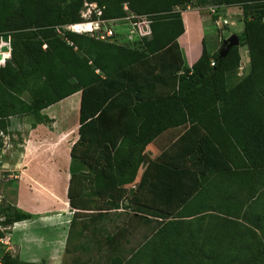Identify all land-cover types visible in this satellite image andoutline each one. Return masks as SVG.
<instances>
[{"label":"trees","instance_id":"obj_1","mask_svg":"<svg viewBox=\"0 0 264 264\" xmlns=\"http://www.w3.org/2000/svg\"><path fill=\"white\" fill-rule=\"evenodd\" d=\"M107 1L0 0V39L9 36L10 48L8 59L0 66V133L12 116L32 115L37 121L32 128L46 123L47 118L41 115L44 109L80 92L79 138L71 149L67 197L71 208L88 210L83 200L89 193L84 187L79 191L74 187H78L75 184L90 157L95 166L89 167L94 174L89 195L106 196L109 209H98L102 212L118 209L127 193L125 186L135 182L147 145L169 129H187L173 143L171 152L181 144L186 146L182 141L185 136L197 132L198 142L188 144V154L167 152L158 158L156 166H172L167 172L155 170L169 181L156 185L142 178L136 194L147 203L180 210L178 218L188 219L190 224L200 223L197 218L203 213L197 212L201 210L195 206L197 195L189 198L202 184L200 162L213 173L230 166L264 170V0H210L215 6L239 7L242 13L239 47L248 49L250 71L230 88L226 74L239 68V47L220 58L203 44L199 59L191 68L185 65L177 43L184 25L176 9L189 0ZM85 3H95L104 19H120L128 13L148 17L150 37L141 40L138 50L73 33H65L67 43L55 33V27L81 21ZM124 5L129 12L124 11ZM138 68L143 78L126 82ZM25 93L30 102L22 98ZM96 143L104 149L93 157L90 149ZM79 147L84 150L79 152ZM16 211L11 206L0 214L7 220ZM251 236L253 259L264 264V242L255 232ZM176 253L179 256L153 261L146 260L144 252L136 255L145 259V264H193L181 252ZM3 260L4 264H42L22 262L10 253H5Z\"/></svg>","mask_w":264,"mask_h":264},{"label":"rangeland","instance_id":"obj_2","mask_svg":"<svg viewBox=\"0 0 264 264\" xmlns=\"http://www.w3.org/2000/svg\"><path fill=\"white\" fill-rule=\"evenodd\" d=\"M176 11L181 15L184 13L203 20L205 45L210 53H221L223 43L231 36H240L243 31V25L240 23L242 13L239 7L215 6L210 0H189L186 6L179 7ZM134 23H141V20L134 18L118 22L115 27H118L117 33L110 43L130 49H140L143 37L134 27ZM191 32L192 27H187V34ZM189 44L187 41L185 46L190 48ZM203 44L204 42L200 40V48ZM239 46L240 44L237 47ZM238 52L239 68L228 75L229 88L244 79L250 71L247 47H240ZM3 56L5 59L8 54ZM194 58L195 54L191 51L189 61ZM129 75L126 82L133 83L141 80L144 73L138 68ZM22 98L30 102L27 93ZM65 103H70V100ZM69 110L72 109L69 108ZM75 114L77 116L76 112L74 116L72 111L68 112L69 116L64 120L66 126L75 125ZM6 122L8 125L3 130L4 133H0L2 144L0 161L12 159L15 163L13 156L19 149L21 150L24 139L28 137L29 125L37 121L29 115L8 117ZM174 138L166 135L162 142L159 141L156 144L157 149L152 150L153 154H145L148 164L142 167L132 185L125 186L127 193L119 201L116 210L99 211L98 209L102 208L109 209L106 205V196L89 195L93 184L90 179L94 177L92 169H89L90 165L93 166V159L89 157L81 179L75 184L78 187H74L78 191L84 187V192L89 193L88 197L83 200L88 210L76 213L69 229L67 227L62 229V232L68 231V235L60 264H145V259L136 255L142 252L146 253V260L149 261H153V258L162 260L171 256H179L176 252H181L182 256L193 264H261L255 258L253 259L254 240L251 233L255 232L264 242V170L230 168L213 174L208 165L205 166L204 162H200L198 168L204 173L199 174L202 184L199 188L194 187V193L192 192V197H189L192 199L197 195L195 206L201 208L197 212L203 213L202 217L197 218L201 219L200 223L190 224L191 221L188 219L178 218L180 210L147 203L138 197L136 189L142 178L156 185H160L163 180L169 181L168 178L158 177L161 175H158L155 170L167 172L172 168L170 164L166 165V168L158 167L156 164H159L158 158L161 150L169 146ZM103 146L98 143L94 144L90 149V154H95L93 157H96L104 149ZM77 150L82 152L84 149L79 147ZM193 155L200 156V154ZM16 182L14 174L3 172L0 162V210L6 212L9 207H16L18 204ZM144 196L149 195L146 193ZM30 198V193L24 190L23 200L26 201V205H29L26 209L28 211L36 204L35 200ZM24 217L25 214L19 210L14 215H10L7 220L0 214V264H4L5 253L18 256L13 255L11 253L13 250L9 249L13 241L11 235L15 224L11 222ZM194 234L197 235L196 238L193 237ZM110 237L112 240H109ZM237 246H244V248L239 249ZM138 249L139 252L136 253ZM178 261L179 257L176 259V262ZM39 263L49 264L47 259Z\"/></svg>","mask_w":264,"mask_h":264},{"label":"crops","instance_id":"obj_3","mask_svg":"<svg viewBox=\"0 0 264 264\" xmlns=\"http://www.w3.org/2000/svg\"><path fill=\"white\" fill-rule=\"evenodd\" d=\"M181 17L184 33L177 39V43L182 52L185 65L191 68L202 53L199 41L202 40L206 47L204 40L205 28L201 18L198 20L196 16H187L184 13ZM240 23L242 24V22ZM187 27H192L190 34H187ZM187 41L190 43V48L185 46ZM190 49L195 54L192 61H189L191 57ZM244 57L247 59L245 55ZM181 73L182 71L178 75ZM228 75L229 73L226 74L227 82ZM157 88L161 90V86ZM67 100H70V103L66 104ZM80 101L81 93L78 92L44 109L41 115L47 118V122L36 124L34 128L29 125L28 137L24 139L21 150L19 149L16 155L13 156V159L16 160L15 163L12 162V159H2L0 161L3 172L14 174L17 180L18 204L15 208L27 216L25 217L27 219L14 224V232L11 235L13 241L11 247H9L13 250L11 253L18 255L22 262L39 263L47 259L49 264H60L59 261L61 255L63 256L68 235V231L62 232V229L65 227L69 229V226L73 223L74 215L83 212L71 208L67 197L71 179L69 171L71 149L79 138ZM69 108L72 110H69ZM70 111L73 112V116L76 112L77 116L75 114V125L68 127L65 125L64 120L69 116L68 112ZM186 132L187 129L180 127L169 129L147 145L137 174L140 173L144 165L148 164L145 154H153L152 150L157 149L155 146L159 141L162 142L166 135L175 137L171 144L161 150L159 154L167 153L173 143ZM198 138L199 133L197 132L186 135L182 140L186 143V146L181 144L169 154H188V144L192 145L195 141L198 142ZM12 154L14 153L12 152ZM191 154L199 153L192 151ZM228 168L234 169L232 166ZM158 177L164 178L163 176ZM24 190L30 193V199L35 200L36 203L30 211L26 210L29 205H26V201L23 200ZM36 231H39V233H36Z\"/></svg>","mask_w":264,"mask_h":264},{"label":"built area","instance_id":"obj_4","mask_svg":"<svg viewBox=\"0 0 264 264\" xmlns=\"http://www.w3.org/2000/svg\"><path fill=\"white\" fill-rule=\"evenodd\" d=\"M123 9L125 12H129L127 5H124ZM80 18L81 21L77 23L55 27V33L67 43H69V41L66 39L65 33H73L76 35L87 36L97 41L110 43L117 33L118 27H115L117 26L116 24L118 22L136 18L141 20V23H134V27L138 29V33L140 34V36L143 38H147L151 35V21L148 17H138L132 13H128L127 16L124 18L104 19L102 18V9H100L95 3H85L83 6V10L80 13ZM3 45H5V43H3L0 39V48ZM5 62L6 59H1L0 66L4 65ZM213 65L214 62H211V66Z\"/></svg>","mask_w":264,"mask_h":264},{"label":"water","instance_id":"obj_5","mask_svg":"<svg viewBox=\"0 0 264 264\" xmlns=\"http://www.w3.org/2000/svg\"><path fill=\"white\" fill-rule=\"evenodd\" d=\"M2 42L5 43V45H3L0 48V60L2 59L3 54H8V56L10 55V48H9V36L5 35L1 38ZM239 45V39L236 36H231L228 40H226L223 43V49L221 51V53H219V57L223 58L227 52L233 48V47H237ZM6 60L8 59V57L5 58Z\"/></svg>","mask_w":264,"mask_h":264},{"label":"bare ground","instance_id":"obj_6","mask_svg":"<svg viewBox=\"0 0 264 264\" xmlns=\"http://www.w3.org/2000/svg\"><path fill=\"white\" fill-rule=\"evenodd\" d=\"M3 57H4V56H2V60H3Z\"/></svg>","mask_w":264,"mask_h":264}]
</instances>
